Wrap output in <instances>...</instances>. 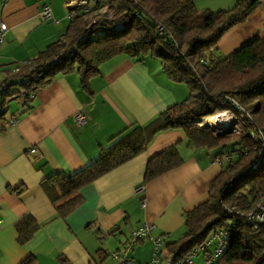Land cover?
I'll list each match as a JSON object with an SVG mask.
<instances>
[{
    "label": "crops",
    "instance_id": "obj_1",
    "mask_svg": "<svg viewBox=\"0 0 264 264\" xmlns=\"http://www.w3.org/2000/svg\"><path fill=\"white\" fill-rule=\"evenodd\" d=\"M235 1L194 4L200 11H218ZM64 3L0 0V19L7 25L0 43V82L16 64L60 38L70 21ZM44 4L51 10L47 20L39 16ZM106 9L99 11L108 15ZM262 35L264 0H258L243 22L221 35L214 56H227ZM18 88L7 86L0 119V264H20L27 258L29 264H116L106 252L120 248L142 223L151 225L150 237L159 239L166 251L165 243L184 231L183 214L207 200L212 180L226 165L215 162V152L188 149L181 129L160 131L139 154L81 186L70 196L77 197L78 204L61 216L57 207L66 198L53 203L41 186L45 178L90 164L112 138L144 126L184 100L189 90L168 79L157 58L124 55L101 64L84 87L77 73L58 74L25 105L15 93ZM77 113L86 118L81 126L74 122ZM174 145H179L181 165L143 183L147 161ZM139 186L143 190L137 192ZM25 216L38 227L19 244L15 225ZM152 247L151 239L141 240L130 257L147 263Z\"/></svg>",
    "mask_w": 264,
    "mask_h": 264
},
{
    "label": "trees",
    "instance_id": "obj_2",
    "mask_svg": "<svg viewBox=\"0 0 264 264\" xmlns=\"http://www.w3.org/2000/svg\"><path fill=\"white\" fill-rule=\"evenodd\" d=\"M257 4L258 0H236L225 10L200 11L194 0H101L96 11L106 7L110 11L107 19L89 24L90 14H81L68 22L57 41L16 64L0 82V119L5 113L7 86H19L15 93H23L25 105L56 75L77 73L84 87L99 73L101 64L122 55L157 58L167 78L184 83L189 90L184 100L144 126L112 138L90 164L45 178L41 186L53 203L66 198L57 207L59 215H67L78 204V198L70 196L81 186L139 154L156 133L181 129L188 149L216 155L230 152L232 156L212 180L207 200L183 214L184 231L165 243L166 251L183 257L212 231L223 228L228 231L227 246L214 264H264V226L253 229L245 218L264 194V142L251 135H264V35L227 56H214L221 35L243 22ZM71 48L75 51L69 53ZM223 110L234 114L243 110L248 115L243 119V132L215 136L208 125L195 124ZM178 147H168L147 161L143 183L181 165ZM37 227L31 216L18 221L17 243L24 244ZM29 263L27 258L20 264Z\"/></svg>",
    "mask_w": 264,
    "mask_h": 264
},
{
    "label": "built area",
    "instance_id": "obj_3",
    "mask_svg": "<svg viewBox=\"0 0 264 264\" xmlns=\"http://www.w3.org/2000/svg\"><path fill=\"white\" fill-rule=\"evenodd\" d=\"M100 1L101 0H65L64 7L66 10L67 19L72 20L81 14H93L89 24L97 22L98 20L96 18V13L98 11H96V6ZM39 16L41 20H47L51 18V10L47 4H44L42 6ZM6 32L7 25L0 19V43L2 42ZM69 51V53H72L73 51H75V48H71ZM201 62L208 64V61L206 59H202ZM1 88L5 89V86L2 85ZM17 95L19 99L22 100L23 93L19 92ZM234 104L237 106L236 103ZM217 116L226 118L228 125L216 127L206 124L210 120V118H214ZM245 116L248 117V115L243 110H241L239 114H234L230 110H223L215 113L214 115L202 118L201 120L195 122V124L199 126L208 125L215 136L224 129H229L230 134L240 133L244 131L243 119ZM85 121L86 118L83 114H75L74 122L77 126L83 125ZM251 135L254 140H260L261 142H264V135H262L261 133H252ZM231 156L232 154L230 152L217 154L215 155L214 160L217 163H227L228 161H230ZM257 163L258 160L251 166V168L254 169ZM142 190L143 188L141 186L136 189L137 192ZM245 218L253 229L264 226V194L259 196L256 205L250 212L246 213ZM151 228V225H149L148 223H142L138 225L129 232L125 242L120 246V248L112 251H107L106 255L114 260L116 264H139L130 257V253L133 251L134 246L139 241L144 239H151L153 246L151 257L149 261L144 264H194L193 258L199 253L203 255L202 264H214L227 246L226 238L228 236V231L223 228H217L216 230L212 231L201 244L195 245L186 255L180 258H176L172 254L163 250L162 243L159 239L150 237ZM262 256H264V251H262Z\"/></svg>",
    "mask_w": 264,
    "mask_h": 264
},
{
    "label": "rangeland",
    "instance_id": "obj_4",
    "mask_svg": "<svg viewBox=\"0 0 264 264\" xmlns=\"http://www.w3.org/2000/svg\"><path fill=\"white\" fill-rule=\"evenodd\" d=\"M106 11H107V14L109 12L108 15H104V14L101 13V11H98L96 13L97 14V16H96L97 20L107 19L110 16V11L108 9H106ZM92 16H93V14L89 15V20L92 18ZM234 145L235 144H232L230 146V148L233 149ZM202 260H203V255L201 253H199L197 256H194V258H193L194 264H202Z\"/></svg>",
    "mask_w": 264,
    "mask_h": 264
},
{
    "label": "bare ground",
    "instance_id": "obj_5",
    "mask_svg": "<svg viewBox=\"0 0 264 264\" xmlns=\"http://www.w3.org/2000/svg\"><path fill=\"white\" fill-rule=\"evenodd\" d=\"M206 124H208L210 126H216V127H222V126L228 125L226 118H224L222 116L210 118V120Z\"/></svg>",
    "mask_w": 264,
    "mask_h": 264
},
{
    "label": "water",
    "instance_id": "obj_6",
    "mask_svg": "<svg viewBox=\"0 0 264 264\" xmlns=\"http://www.w3.org/2000/svg\"><path fill=\"white\" fill-rule=\"evenodd\" d=\"M227 134H230V130L229 129H224L223 131H221L216 136L227 135Z\"/></svg>",
    "mask_w": 264,
    "mask_h": 264
}]
</instances>
